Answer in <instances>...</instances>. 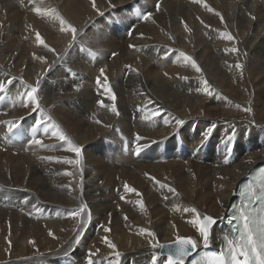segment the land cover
Instances as JSON below:
<instances>
[{
	"label": "bare ground",
	"instance_id": "1",
	"mask_svg": "<svg viewBox=\"0 0 264 264\" xmlns=\"http://www.w3.org/2000/svg\"><path fill=\"white\" fill-rule=\"evenodd\" d=\"M132 1L0 0V83L21 95L0 122L35 112L50 126L43 145L0 148V264H89V253L111 264L116 251L121 264H166L153 244L184 236L205 248L204 216L215 218L207 247H219L236 185L264 161V0H153L130 37L100 31L102 15ZM81 44L102 53L95 67ZM66 65L88 77L69 79ZM37 86L38 109L27 99ZM116 127L139 159L103 147Z\"/></svg>",
	"mask_w": 264,
	"mask_h": 264
},
{
	"label": "snow or ice",
	"instance_id": "2",
	"mask_svg": "<svg viewBox=\"0 0 264 264\" xmlns=\"http://www.w3.org/2000/svg\"><path fill=\"white\" fill-rule=\"evenodd\" d=\"M93 7L94 8L96 7L95 0H93ZM157 7H159V5H157ZM97 11L99 12L98 8ZM36 12L40 13L41 9L37 8ZM150 18H151V13L143 14V19L147 20ZM68 29L71 30V32L73 33V39H75L76 29L71 25H68ZM226 35H227V39L229 40L234 39V37H232L230 34H226ZM36 36L37 39L39 40V43L44 45L45 41L40 36L39 32L36 33ZM232 51L235 52L237 51V49L233 48ZM92 54L95 55V53ZM187 59L193 65H196V61L191 56H188ZM196 67H197V71H200L199 66L196 65ZM237 67L243 68V65H237ZM103 71L104 70L101 69V73H103ZM99 82L100 81L98 78L97 83ZM8 83H11V81H9ZM204 83L207 84V81H204ZM4 90H5V84L0 83V92H3ZM37 91H38V86L32 87L31 90L27 92V99L29 101H36V108L38 109L39 102L36 100ZM107 91L111 93V99L115 101L116 96L110 86L107 88ZM100 103L103 102L101 101ZM112 111L119 114L115 104L112 105ZM244 111L246 112L251 111V109L245 108ZM152 115L153 116L159 115V111L153 112ZM145 119H147V117H145ZM39 123L41 122H37V125H39ZM177 123L183 124L184 121L178 120ZM60 139L65 140L67 139V137L61 134ZM137 139H141V138L137 136ZM32 142L35 144L43 145V141L39 139L33 140ZM139 150L140 149L138 148L137 151ZM73 151H75L79 155L81 149L79 147H75L73 148ZM80 162H81L80 160L75 161V163L77 164H80ZM259 181L261 188L259 194H257L254 184H249L247 186L246 191L248 193L249 203L246 207H242L240 209V215L237 218V223L233 225V229L238 233V235L236 238H229L228 236L224 237L227 243V251L221 250L219 252H213L209 256L203 258L199 262V264H264V172L261 173L259 177ZM130 190L135 191L134 189H130ZM253 200L260 201V207L258 208L253 207L252 206ZM140 203L141 206H143V201H141ZM86 209H87V205L85 204L78 209L71 210L70 215L73 218L82 217V214L85 213ZM192 211H195V209H193ZM90 219L91 216L89 213L88 220L82 219V223H87ZM125 219H127V217H125ZM198 223H199V232L203 238V244L205 247H207L210 238V228L215 223V218L212 216H204L202 220L198 221ZM106 231H110V229H106ZM143 231H148V230L145 229ZM150 235L154 236L155 234L150 233ZM104 240L105 243H107L110 248L113 249L116 248V245L111 241H109L107 237H105ZM76 242L79 243V239H77ZM173 243L177 245V247L174 250L171 249L170 245H164L159 243L153 244V247L156 248L163 249L167 247L170 249L167 253L166 264H177V261H181L182 264V258L189 255L190 251H194L198 247L197 241L191 237L177 236L176 240ZM120 256L121 253L119 251H116L115 252L116 259L113 262H111V264H121V261L119 259ZM91 257L92 254L89 253V264H93Z\"/></svg>",
	"mask_w": 264,
	"mask_h": 264
},
{
	"label": "water",
	"instance_id": "3",
	"mask_svg": "<svg viewBox=\"0 0 264 264\" xmlns=\"http://www.w3.org/2000/svg\"><path fill=\"white\" fill-rule=\"evenodd\" d=\"M164 245H170L172 250H174L177 247V245L175 243H173V242H168V243H165ZM169 250L170 249L167 248V247L166 248H163V249H161V253L162 254H167ZM195 251L196 250L190 251L189 255H187L185 257H191L195 253Z\"/></svg>",
	"mask_w": 264,
	"mask_h": 264
},
{
	"label": "rangeland",
	"instance_id": "4",
	"mask_svg": "<svg viewBox=\"0 0 264 264\" xmlns=\"http://www.w3.org/2000/svg\"><path fill=\"white\" fill-rule=\"evenodd\" d=\"M81 45H83V44H81ZM84 46H85V45H84ZM133 124H137V122H134ZM256 129H259V128H256ZM247 130H248V129H247ZM236 132H237V131H236ZM236 132H235V133H236ZM247 133H248V135H250L251 132H250V131H245V132H244V136H245ZM121 204L125 205V202H124V201L119 202V205L116 207V208H117L116 210L119 212V214H121L120 211L122 210V208H121L122 205H121ZM123 222H125V220H124ZM125 223H126V222H125ZM103 227L106 229V227L104 226V223H103V225H101L100 229H102ZM125 229H128V228H126V226H125ZM99 231H100V230H99ZM210 236H211V235H210ZM89 247H90V246H88V248H89ZM90 251H91V250H90ZM84 257H85V254H84Z\"/></svg>",
	"mask_w": 264,
	"mask_h": 264
}]
</instances>
